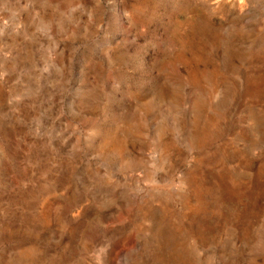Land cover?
<instances>
[{
	"label": "rangeland",
	"instance_id": "374dc122",
	"mask_svg": "<svg viewBox=\"0 0 264 264\" xmlns=\"http://www.w3.org/2000/svg\"><path fill=\"white\" fill-rule=\"evenodd\" d=\"M0 264H264V0H0Z\"/></svg>",
	"mask_w": 264,
	"mask_h": 264
}]
</instances>
